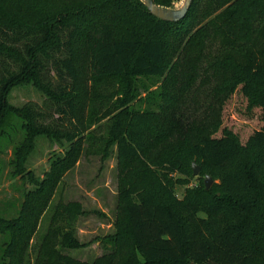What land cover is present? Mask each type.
I'll list each match as a JSON object with an SVG mask.
<instances>
[{"label": "trees", "instance_id": "trees-1", "mask_svg": "<svg viewBox=\"0 0 264 264\" xmlns=\"http://www.w3.org/2000/svg\"><path fill=\"white\" fill-rule=\"evenodd\" d=\"M0 36V57L18 65L0 73V145L22 133L12 174L36 187L17 216H0L1 264L27 262L42 215L84 152L106 160L114 146L115 230L99 238L107 252L88 262L62 251L86 246L73 226L88 211L59 201L32 264H264V0H194L178 22L143 0H0ZM46 60L63 83L46 77ZM142 78L162 82L143 85L147 107L135 109ZM28 82L61 123H42L33 102L8 103L12 87ZM237 92L260 120L245 140L224 126ZM106 118L107 135L98 136ZM41 135L71 145L39 181L25 164ZM193 162L220 181L179 196L174 175H192Z\"/></svg>", "mask_w": 264, "mask_h": 264}, {"label": "rangeland", "instance_id": "rangeland-1", "mask_svg": "<svg viewBox=\"0 0 264 264\" xmlns=\"http://www.w3.org/2000/svg\"><path fill=\"white\" fill-rule=\"evenodd\" d=\"M182 3L183 0L176 1L174 8L181 7ZM2 38L3 36H0V40ZM24 43V41H20L16 45L22 48ZM62 55V52L57 54V56ZM45 64L47 66L45 70L46 77L55 85L63 83V79L53 67V61L46 60ZM17 69V64L0 57V73L5 70L14 71ZM161 82V78H142L139 89L140 95L132 103V107L145 109L147 107L146 95L148 91L157 90ZM143 85L148 87L149 90H145ZM111 99L113 100V98ZM7 100L14 107H21L26 103L33 102L36 104L37 110L45 115L41 121L42 123H61L60 120H56L59 117L56 110L57 106L32 82L13 86ZM246 106V98L240 92H237L227 102L224 110V126L238 132L242 140H245L248 134L260 125L257 112L248 113ZM109 122L106 118L97 126L96 134L98 136L107 135ZM21 139L22 133L20 132L14 136L12 141H4L0 145V216L4 218L17 216L24 194L36 188L28 178L23 179L12 174L13 169L10 160L12 159L13 148ZM70 145L65 140L60 142L46 135L38 136L35 140V147L29 153L25 164L27 171H32L35 177L42 181L45 174L51 169L53 162L63 157ZM110 151V157L106 160H103L101 155H90L84 152L77 165L65 174L63 181L53 195L49 207L39 221L36 233L30 241L31 248L29 247L25 255L27 262H30V264L34 262L36 254L33 249L41 242L42 237L47 232L54 207L59 201L64 203L79 201L82 203L83 208L88 211L86 215L78 216L73 226L75 235L86 246L79 249H62V251L74 258L88 262H92L96 257L107 252V248L99 238L114 232L118 200L116 147H112ZM193 164L196 163L193 162ZM207 176L212 178L211 186L220 181L219 177L214 178L209 174L201 175L200 172L197 175L194 172L192 175L175 174L174 178H179L181 181L175 186L176 193L182 196L186 189H193L205 183ZM5 236V234L0 233V256Z\"/></svg>", "mask_w": 264, "mask_h": 264}, {"label": "water", "instance_id": "water-1", "mask_svg": "<svg viewBox=\"0 0 264 264\" xmlns=\"http://www.w3.org/2000/svg\"><path fill=\"white\" fill-rule=\"evenodd\" d=\"M194 0H183L181 7L170 8L157 5L154 0H143L144 4L147 6L148 10L156 17L170 22H178L182 20L187 14ZM193 172L195 175L199 174L200 166L193 164ZM212 178L210 176L206 177L205 185L206 189H209L212 185ZM191 264H196L192 262Z\"/></svg>", "mask_w": 264, "mask_h": 264}]
</instances>
